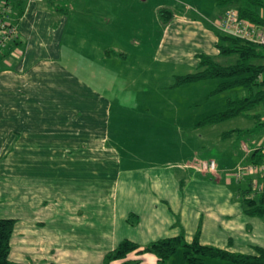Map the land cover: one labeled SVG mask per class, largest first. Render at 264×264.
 I'll list each match as a JSON object with an SVG mask.
<instances>
[{"label": "crops", "instance_id": "0c3cea01", "mask_svg": "<svg viewBox=\"0 0 264 264\" xmlns=\"http://www.w3.org/2000/svg\"><path fill=\"white\" fill-rule=\"evenodd\" d=\"M22 1L16 41L0 47V205L19 210L10 259L103 264L124 239L143 247L181 234L235 254L264 248V217L241 202L264 194V173L252 169L264 161L262 150L245 156L236 180L208 178L201 160L185 178L166 165L123 168L121 150L108 144V102L59 62L78 31L73 0ZM130 259L158 264L148 252Z\"/></svg>", "mask_w": 264, "mask_h": 264}, {"label": "rangeland", "instance_id": "374dc122", "mask_svg": "<svg viewBox=\"0 0 264 264\" xmlns=\"http://www.w3.org/2000/svg\"><path fill=\"white\" fill-rule=\"evenodd\" d=\"M72 6L78 31L64 43L59 62L108 102V144L121 150L123 168L166 165L171 176L185 178L196 160H213L217 170L208 178L236 180L251 150L264 154V101L198 125L225 110L228 97L245 91L217 92L219 78L178 82L198 71L202 55L222 65L235 61L218 55L213 26L229 5L217 0H73ZM81 20L84 25L77 24ZM238 182L233 185L243 188L244 181ZM17 208L3 201L0 217L18 218ZM179 259L181 249L168 264ZM207 259L208 264L220 262Z\"/></svg>", "mask_w": 264, "mask_h": 264}, {"label": "trees", "instance_id": "16d2710c", "mask_svg": "<svg viewBox=\"0 0 264 264\" xmlns=\"http://www.w3.org/2000/svg\"><path fill=\"white\" fill-rule=\"evenodd\" d=\"M2 2L0 19L17 28L16 22L24 11L23 1L2 0ZM217 2L237 8L240 17L264 23V0H217ZM216 34L218 36L216 43L218 55L234 56L235 61L222 65L216 62L213 57L202 55L200 56L198 71L181 76L178 82L219 78L221 82L217 86V92L241 89L245 91V94L233 98L228 97L225 110L207 116L198 125L214 124L240 114L244 110L255 108L264 101V81L258 80L259 73L264 70V47L219 31H216ZM12 41H16V37ZM241 202L247 214L264 217V194L259 201L244 198ZM15 223L16 218L0 217V264H36L30 261L18 262L10 259L11 238ZM179 249H181L180 264H205L206 258L220 259L236 264H264V248H257L255 255L235 254L213 246L202 245L198 240V235L191 242H188L183 234L160 238L143 247L132 240L124 239L105 255L103 264H134L135 260L130 259V254L133 252L138 254L152 253L156 256L158 264H167L172 255Z\"/></svg>", "mask_w": 264, "mask_h": 264}, {"label": "built area", "instance_id": "2783aa9c", "mask_svg": "<svg viewBox=\"0 0 264 264\" xmlns=\"http://www.w3.org/2000/svg\"><path fill=\"white\" fill-rule=\"evenodd\" d=\"M264 17V11H263ZM213 26L221 33L244 40L246 42L264 47V23L251 21L247 18L240 17L239 11L235 7H229L225 10ZM17 29L15 26L7 24L0 19V47L3 43L11 42L15 38ZM259 81H264V71L258 75ZM208 171H215V162L213 160L205 164ZM264 173V161L252 169ZM259 189V188H258ZM261 189V187H260Z\"/></svg>", "mask_w": 264, "mask_h": 264}, {"label": "bare ground", "instance_id": "6f19581e", "mask_svg": "<svg viewBox=\"0 0 264 264\" xmlns=\"http://www.w3.org/2000/svg\"><path fill=\"white\" fill-rule=\"evenodd\" d=\"M2 48V47H1ZM2 52V51H1Z\"/></svg>", "mask_w": 264, "mask_h": 264}]
</instances>
